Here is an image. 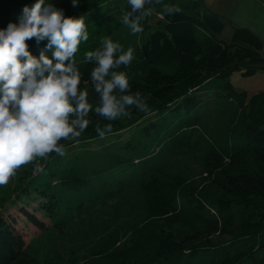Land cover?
<instances>
[{
	"label": "trees",
	"instance_id": "1",
	"mask_svg": "<svg viewBox=\"0 0 264 264\" xmlns=\"http://www.w3.org/2000/svg\"><path fill=\"white\" fill-rule=\"evenodd\" d=\"M32 2L2 4L0 27L16 21L23 5ZM50 2L67 15L85 18L89 39L75 54L81 87L91 83L94 67L85 54L102 49L103 38L110 37L125 49H134L136 58L128 67L133 74L130 87L143 95L147 106L142 111L129 109V116L111 122V133L129 132L112 142L114 152L105 153L106 162L87 175L83 169L95 152L80 155L75 149L65 164L71 139L61 141L65 154L51 153L36 165L42 167L38 175L18 196L27 203L36 194L40 203L45 202L41 208L50 223L45 225L21 202L19 211L26 220L40 230H59L85 210L91 211L97 201L122 193L133 181L142 195L137 222L129 224L133 230L139 224L161 222L179 232L220 236L210 244L179 242L148 264H264V92L246 97L235 92L228 80L234 71L249 75L264 67L259 36L233 25L229 41L222 40L224 22L202 0H161L150 15L140 14L144 31L135 35L119 23L126 0H80L76 8L71 0ZM169 4L179 12L166 14L164 7ZM29 49L36 56L43 52L50 58L54 51L47 41L39 45L29 41ZM90 117L97 122H91L79 138L82 147L100 142L96 126L109 123L94 112ZM189 152L214 171L212 177L208 175L213 189L199 190L191 184L181 188L166 178L169 159ZM108 179L113 185L104 192L92 187L93 181ZM121 234L109 227L103 247L110 250ZM27 247L17 219L0 212V264H31ZM128 251L123 248L121 258ZM92 258L86 262L99 260Z\"/></svg>",
	"mask_w": 264,
	"mask_h": 264
},
{
	"label": "clouds",
	"instance_id": "2",
	"mask_svg": "<svg viewBox=\"0 0 264 264\" xmlns=\"http://www.w3.org/2000/svg\"><path fill=\"white\" fill-rule=\"evenodd\" d=\"M71 3L73 8L80 6V0ZM160 3L126 0L119 23L133 35L142 33L140 14L147 17ZM164 12L174 15L179 9L169 4ZM88 39L85 18L67 15L50 0L24 4L16 21L0 27V186L37 158L51 153L63 156L61 141H77L89 127L90 113L109 122L95 129L104 139L112 132L111 122L129 116V109L146 108V99L131 90L123 70L135 60L134 49H125L110 37L103 38L102 49L85 54L94 63L90 70L91 87L98 95L94 107L89 91L81 87L82 74L75 58ZM29 41L36 45L47 41V47L54 49L51 58L43 52L34 55Z\"/></svg>",
	"mask_w": 264,
	"mask_h": 264
},
{
	"label": "rangeland",
	"instance_id": "3",
	"mask_svg": "<svg viewBox=\"0 0 264 264\" xmlns=\"http://www.w3.org/2000/svg\"><path fill=\"white\" fill-rule=\"evenodd\" d=\"M13 1L17 0H0V6ZM202 1L207 8L218 12L221 16L224 22V29L220 35L222 40L229 41L235 23L249 26L263 42L261 56L264 58V0ZM123 36L124 34H122ZM132 40H135L134 36ZM130 45L134 47L133 44ZM123 70L128 73L129 77H132L133 74L129 68H123ZM228 80L235 92L245 93L246 97L264 92V67L256 69L249 75H242L240 72L234 71ZM82 88L89 91L90 101L95 107L98 95L93 92L91 83L84 84ZM89 119L90 123L96 124L97 121L90 115ZM262 128L264 129V125ZM128 132L129 129L118 130L108 134L104 139L98 137L97 140L100 139V142H92L89 146L84 147L80 146L82 142L78 141L81 136L77 141L69 140L71 142L67 144V147L71 148V152L64 157L63 162L66 164V161L73 157L74 152L72 151L75 149L81 151L80 155H83V152H95L94 158H88L87 166L83 169L87 175L98 164L106 162L105 153L114 152L111 146L112 142L120 137H125ZM48 156L45 157L46 160ZM175 157L172 156V159H169L166 178L179 184L181 188L185 186L184 184L194 185L199 190L212 188V182L208 175L210 173L212 177L214 171H208V165L203 164L192 152L185 156ZM45 158H37L34 162L21 166L7 184L0 186V212L12 214L17 219L19 227H22L25 241L28 244V253L33 258L31 264H88L86 261L92 257L99 259L96 264H104L102 261L107 264H148L152 257L168 251L171 246H175L179 242L210 244L211 241L220 238L215 234L179 232L177 229L164 226L161 222H158L157 225L139 224V229L133 230L129 224L137 222V212L142 207V195L135 188L133 181L131 184L127 183L129 187L126 185L122 193L112 199H106L102 203L97 201L91 211L85 210L65 227L59 230L51 228L45 231L40 230L26 220V217L19 211V207L23 203L22 207L33 212L38 219L44 221L45 225H49L50 219L41 208L45 202L40 203L41 199L32 193L31 200L27 203L18 196L24 187L30 184L33 177L38 175L42 167H36V165ZM117 183L119 186L120 182L117 181ZM112 185L109 179L104 183L101 181L92 182V187H97V191L100 192H104ZM39 203L40 207L37 210ZM109 227L119 230L122 234L113 247L106 250L103 247L105 241L103 237ZM139 239L141 241L137 242ZM135 243L136 246L133 248ZM123 248L129 249V254L121 258L120 252ZM131 248H133L132 251Z\"/></svg>",
	"mask_w": 264,
	"mask_h": 264
},
{
	"label": "crops",
	"instance_id": "4",
	"mask_svg": "<svg viewBox=\"0 0 264 264\" xmlns=\"http://www.w3.org/2000/svg\"><path fill=\"white\" fill-rule=\"evenodd\" d=\"M217 13H218V12H217ZM218 14H219V13H218ZM229 21L232 22V23H234L233 20H231V19H229ZM234 25H235V26H244V25H239V24H236V23H235ZM244 27H247V26H244ZM247 28H249V29H251L252 31H254L253 28H251V27H249V26H248ZM259 38H260V37H259ZM260 39H261V38H260Z\"/></svg>",
	"mask_w": 264,
	"mask_h": 264
}]
</instances>
